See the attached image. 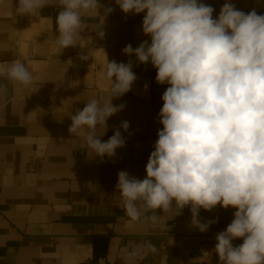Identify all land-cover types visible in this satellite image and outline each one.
<instances>
[{"label":"crops","instance_id":"1","mask_svg":"<svg viewBox=\"0 0 264 264\" xmlns=\"http://www.w3.org/2000/svg\"><path fill=\"white\" fill-rule=\"evenodd\" d=\"M198 2L211 6L216 19L225 0ZM230 2L245 14L264 15V0ZM100 4V17H82L77 45L60 51L58 5L46 6L37 16H20L18 0H0V62L20 61L33 77L27 87L4 77L0 89V264H101V259L106 264H202L199 244L206 240L212 260L221 264L216 237L234 219L235 208L199 209L201 223L215 221L204 232L191 223V205L179 214L175 201L168 213L141 208L138 220L125 212L118 173L146 178L163 128L162 96L170 85L156 81L151 61L140 63L123 52L129 44L135 49L151 42L142 30L146 13L125 14L114 0ZM109 7L113 11L105 16ZM101 17L103 24L95 30ZM103 51L109 61H131L132 71L142 75L130 91L113 98V105L124 107L108 118L106 131L97 125L101 142L116 131L125 141L114 156L101 158L88 146L86 128L74 135L68 129L71 115L108 96ZM243 239H233V247Z\"/></svg>","mask_w":264,"mask_h":264},{"label":"clouds","instance_id":"2","mask_svg":"<svg viewBox=\"0 0 264 264\" xmlns=\"http://www.w3.org/2000/svg\"><path fill=\"white\" fill-rule=\"evenodd\" d=\"M114 2L125 14L146 13L142 30L151 38L135 49L127 45L124 54L135 55L140 63L151 61L156 81L170 85L162 96L163 128L148 158L146 178L118 173L116 188L127 216L138 220L141 208L168 213L175 201V214L191 205V223L204 232L215 221L201 223L199 209L235 208L234 219L216 237L221 264H264V15L255 10L245 14L230 0L216 19L214 9L198 0ZM50 4L60 8V51L77 45L82 17L99 16L101 7L100 0H18L15 11L37 16ZM112 11L106 8L105 16ZM101 18L95 30L101 28ZM104 56L108 96L103 102L92 99L71 115L68 129L74 135L86 128L87 144L101 158L114 156L125 141L116 131L101 142L97 125L106 131L108 118L124 107L113 105V98L130 91L137 79L131 61L117 63ZM4 77L25 87L33 81L20 61L0 62V89ZM235 238H244L239 247L232 245Z\"/></svg>","mask_w":264,"mask_h":264},{"label":"built area","instance_id":"3","mask_svg":"<svg viewBox=\"0 0 264 264\" xmlns=\"http://www.w3.org/2000/svg\"><path fill=\"white\" fill-rule=\"evenodd\" d=\"M155 72H157V69L155 67H152ZM136 76H141L142 72H134ZM150 79V78H147ZM210 243L208 240L202 241L199 244V248L201 251V263L202 264H218L212 260L211 257V250H210ZM101 264H106L104 259H101Z\"/></svg>","mask_w":264,"mask_h":264}]
</instances>
